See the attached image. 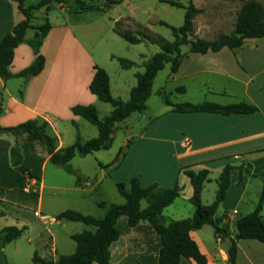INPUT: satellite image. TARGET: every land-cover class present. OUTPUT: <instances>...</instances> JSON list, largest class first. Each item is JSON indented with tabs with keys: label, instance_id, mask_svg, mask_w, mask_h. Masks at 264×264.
I'll return each instance as SVG.
<instances>
[{
	"label": "crops",
	"instance_id": "crops-1",
	"mask_svg": "<svg viewBox=\"0 0 264 264\" xmlns=\"http://www.w3.org/2000/svg\"><path fill=\"white\" fill-rule=\"evenodd\" d=\"M64 2L58 7L66 17L50 24L51 29L39 49L45 59L41 72L27 79L0 78V128L13 127L28 120L45 121L49 133L57 139V150L68 146L70 141L74 142L84 123V119L71 113V108L76 105L97 107L98 104L96 96L88 90L93 66L98 64L86 41L83 42L78 34L82 31L80 20L64 10ZM117 5H112L107 12ZM33 18L34 15L31 23ZM123 18L117 16L112 21L115 24ZM22 19L14 1L0 0V41ZM30 39L26 32L25 41L15 48L9 66L12 74L33 62V50L27 43ZM140 65L135 63L133 67ZM137 72L140 71L133 73L134 80ZM165 79L187 96L177 102L196 104L208 101L228 105L237 103L234 101H246L258 110L253 114L227 116L204 112L176 113L164 104L150 115L144 112L138 118L142 127L133 138L126 140L128 147L116 160L117 168L124 171L115 181L120 183L138 176L143 187L157 184L172 188L177 184L181 188L179 196L162 211L161 221L168 224L190 218L194 212L189 202L192 189L183 173L185 169L208 170V181L201 193L202 200L205 185L214 184L213 200H202L208 205L215 199L218 176L224 167L230 166V185L216 214L219 226L228 227V235H215L209 225L190 233L206 257V264H229L227 249L235 232V221L243 216L242 209L247 212L254 209L264 184V38L247 39L241 48L235 50L223 48L203 55L189 54L183 58L176 73L168 69ZM135 84L136 80L127 87L128 93ZM109 85L112 92L110 79ZM160 92L162 89L158 94ZM68 135L69 142H65ZM49 166L64 170L49 162L43 144L24 134L14 136L0 131V230L6 226L23 228L18 239L0 248V255L7 264H21L18 260L24 253L25 264H32L35 253L41 259L55 261L58 256L75 251V243L70 238L72 234L94 231L93 227L82 223L57 220L55 216L59 212L72 209L97 218L104 215L97 203L106 201H93L92 207L100 210V214H93L83 210L86 203L76 196L87 186L91 190L98 188L109 176L107 171L100 166L99 179L89 183L80 176L78 169L71 167L80 180L77 183L75 179L74 184L63 187L56 181L59 171ZM46 173L53 179L48 180ZM63 191L69 192L73 196L72 202L82 208H58L63 204L60 193ZM182 191H186L184 195ZM47 193L50 198L46 203ZM263 206L264 203L260 215L264 220ZM117 225L121 235L109 247L111 264H158L159 239L146 221L128 228L125 218H120ZM10 244L13 246L11 258H7L5 249ZM236 263L264 264V245L255 240L237 241ZM182 264L196 263L183 260Z\"/></svg>",
	"mask_w": 264,
	"mask_h": 264
},
{
	"label": "trees",
	"instance_id": "trees-1",
	"mask_svg": "<svg viewBox=\"0 0 264 264\" xmlns=\"http://www.w3.org/2000/svg\"><path fill=\"white\" fill-rule=\"evenodd\" d=\"M17 4V9L23 19L17 23L11 32L5 34L0 41V78L7 80L14 77L25 79L38 75L44 67L45 59L39 52L40 46L51 29L46 18L42 24L31 23L34 11L45 8L50 11V5L63 3L65 0H40L37 4L27 6L25 0H12ZM80 10H101L102 8L83 0H74ZM124 0H107L104 8L109 9L111 5L120 4ZM110 2V3H109ZM161 3L184 9L182 25L174 27L163 21L158 24L170 29L173 39L168 41L162 37H155L142 31L121 29L116 22L113 32L129 44L150 43L157 44L160 48L158 53L142 63L143 71L135 73L136 84L129 91L127 100L112 96L109 85L108 74L97 65L93 66V76L88 90L91 94L104 103L111 106V111L104 118H99L94 105H76L71 108V113L78 116L97 129V136L83 141L76 134L74 142L64 148L56 149V137L52 136L45 121L28 120L13 127L0 128V131L10 133L14 136L26 135L28 139L43 144L49 154V162L60 166L68 174L76 176V182L80 178L70 167L69 162L76 154L86 156L100 150H108L111 147L112 133L117 129L116 124L126 120L133 113H142L146 110V102L151 95L153 80L157 73L169 65L171 73H176L183 58L189 54H206L218 52L223 48L235 50L241 48L247 39L264 38V6L257 0L246 1L236 13L233 30L228 34H220L212 40L203 38H192L194 35L193 20L202 9L195 7L193 0L183 4L174 0H160ZM34 30L33 37L27 41L33 50V62L16 74L9 71L13 60L15 48L24 42L27 30ZM187 46L186 51L182 47ZM122 69H130L135 63L125 58H116ZM181 90V89H178ZM163 100L167 106L176 113H214L220 115L231 114H253L258 109L246 101L222 105L213 102L201 103H172L164 94ZM128 147L126 143L125 148ZM14 153V149L12 150ZM122 153V150L116 156ZM115 161V160H114ZM113 161V162H114ZM230 166H226L218 176L215 199L212 203L205 205L201 200V193L205 182L208 181V170L201 169L193 171L185 169L184 175L188 178L192 193L189 202L194 207L193 215L177 221L163 224L162 211L173 203L179 196L181 188L175 184L172 188H163L157 184L143 187L138 176H132L127 183H116V190L123 199L122 204L99 202L97 206L104 210L100 218L83 214L79 211L67 209L59 212L55 218L59 221L78 222L91 226L94 231L84 230L70 236L75 243V251L69 255H60L55 261L45 260L35 253L32 264H111L109 262L110 245L121 235L118 228L120 218H125L126 227L133 228L139 222L146 221L155 231L159 239L158 264H182L183 260H193L196 264H206V257L199 251L196 242L191 238L192 231L209 225L214 234L228 235V227L219 226L217 209L222 203L230 185ZM145 202V206H142ZM264 203V184L258 201L249 214L240 216L235 221V232L227 249L228 263L237 264V241L255 240L264 245V220L260 215ZM1 214V213H0ZM23 228L6 226L0 230V248L18 239ZM1 256V255H0ZM7 264V263H6Z\"/></svg>",
	"mask_w": 264,
	"mask_h": 264
},
{
	"label": "rangeland",
	"instance_id": "rangeland-1",
	"mask_svg": "<svg viewBox=\"0 0 264 264\" xmlns=\"http://www.w3.org/2000/svg\"><path fill=\"white\" fill-rule=\"evenodd\" d=\"M40 0H25V5L30 6L37 4ZM87 3L94 4L102 8L101 10H80L79 5H76L74 0H65L62 7L64 10L70 11L74 17L80 20L82 24V31L79 32L80 38L86 43L89 51L94 57L98 67L105 70L108 74L112 96L115 98H121L127 100L129 93L127 87L130 84H134L135 80L133 73L136 71H143L142 63L150 58L153 54L158 53L160 48L157 44L140 43L129 44L113 32L115 24L113 18L117 16L124 17L121 19L119 26L121 29H131L133 31H142L147 34H151L155 37H162L168 41L173 39L169 28L159 25V21H163L168 25L178 27L183 23L184 9L170 6L165 3H161L160 0H126L121 4L113 7L111 10L105 9L107 0H83ZM111 1V0H109ZM184 6L188 4V0H174ZM248 0H193L195 7L202 9V12L196 15L193 20L194 35L192 38H203L206 40H212L220 34H228L233 30V25L236 18V13L239 8ZM264 6V0H257ZM110 3V2H109ZM112 7L110 3V8ZM51 10L46 13L45 8H41L33 12L34 18L32 23L34 25L42 24L47 18L51 25L56 22L63 21L66 17L62 13L58 4L52 3L50 5ZM111 17L112 19H110ZM34 30L27 31V37H33ZM85 40V41H84ZM182 51L188 49L187 46H183ZM116 58H125L131 60L140 66L135 68L122 69ZM169 69V65L159 71L153 80L152 92L146 102V114L150 115L156 112L159 107H164L165 102L163 100L164 94L172 103H181L177 101H183L186 97L184 93L174 89L175 84L172 82H166L165 75ZM162 89V92H158ZM189 95V94H188ZM97 112L99 118H104L111 111V106L108 103L97 100ZM234 101V100H233ZM238 102V101H234ZM142 112V113H144ZM142 113H133L126 120L116 124V130L112 133V143L108 150H100L93 152L88 156H79L76 154L70 162V167L78 169L80 176L88 181H97L101 167L109 173L108 177H105L95 190H91L90 186L83 188V191L79 192L77 198H82L86 205L83 207L85 212H93V214H100L97 208L92 207V202L96 200H103L108 203L122 204L123 199L120 197L116 190L115 180L122 177L123 169L117 168L116 156L120 150L122 153L117 158L123 155L125 151L126 140L134 137L137 130L142 127V123L138 124L139 117ZM80 127V131L77 132L80 138L85 141L97 136V129L87 121ZM70 135L65 137V142H69ZM73 141L68 144L71 145ZM68 145V146H69ZM115 160V161H114ZM114 161V162H113ZM101 166V167H100ZM51 169L59 171L60 176L57 178L62 186H69L74 184L76 176L68 174L64 170H60L57 167L49 166ZM49 167L47 169H49ZM49 171H51L49 169ZM47 179H53V177L46 173ZM122 183H127L124 181ZM206 184L203 191L202 200L204 202H211L213 200V186ZM254 191V188L252 189ZM186 191H182L184 195ZM62 196L63 204L58 208H64L68 206L70 208L79 205L73 201V196H70L69 192H60ZM183 195L181 199L183 201ZM50 198V194H46V203ZM142 206H145V202H142ZM252 211L241 210V214L244 216ZM264 216V206L263 213ZM94 216V215H93ZM101 216V215H99ZM212 237V236H211ZM12 244L8 245L5 249L7 258H11L10 252L12 251ZM21 264H25V253L22 254L18 260ZM0 263L6 264L3 256H0Z\"/></svg>",
	"mask_w": 264,
	"mask_h": 264
},
{
	"label": "built area",
	"instance_id": "built-area-1",
	"mask_svg": "<svg viewBox=\"0 0 264 264\" xmlns=\"http://www.w3.org/2000/svg\"><path fill=\"white\" fill-rule=\"evenodd\" d=\"M30 178V177H29Z\"/></svg>",
	"mask_w": 264,
	"mask_h": 264
}]
</instances>
